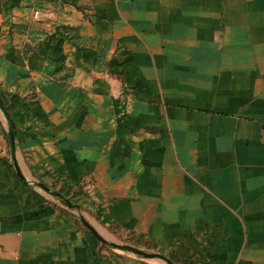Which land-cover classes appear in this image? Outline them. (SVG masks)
I'll return each instance as SVG.
<instances>
[{"label":"crops","instance_id":"1","mask_svg":"<svg viewBox=\"0 0 264 264\" xmlns=\"http://www.w3.org/2000/svg\"><path fill=\"white\" fill-rule=\"evenodd\" d=\"M0 100V264H264V0H0Z\"/></svg>","mask_w":264,"mask_h":264},{"label":"water","instance_id":"2","mask_svg":"<svg viewBox=\"0 0 264 264\" xmlns=\"http://www.w3.org/2000/svg\"><path fill=\"white\" fill-rule=\"evenodd\" d=\"M0 106L5 114V116L7 117L8 121L10 122L11 124V131L9 133V139H10V145H11V148H12V151L14 152L15 151V148H16V142H15V132H14V127H13V124H12V120L6 110V108L4 107V104L2 103V101L0 100ZM47 191H50L49 188H46ZM54 193V192H53ZM56 194V193H55ZM58 196H60V194H56ZM62 197V196H61ZM63 198V197H62ZM65 203L68 205V206H71V207H75L69 200H67L66 198L64 199ZM84 220V219H83ZM89 227L90 225L84 221ZM95 232V231H94ZM95 234L103 241L105 242L106 244L112 246L113 248L115 249H118V250H121V251H124V252H129V253H132V254H135L136 256L140 257V258H144V259H155V258H158V259H161V260H164L166 261L168 264H174L172 262V260L170 258H168L166 255L162 254V253H159V252H150V251H145V250H142L138 247H135V246H132V245H128V244H120V243H110V242H107L106 240H104L98 233L95 232Z\"/></svg>","mask_w":264,"mask_h":264}]
</instances>
